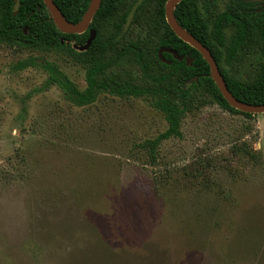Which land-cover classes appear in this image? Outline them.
Here are the masks:
<instances>
[{"label":"rangeland","instance_id":"rangeland-1","mask_svg":"<svg viewBox=\"0 0 264 264\" xmlns=\"http://www.w3.org/2000/svg\"><path fill=\"white\" fill-rule=\"evenodd\" d=\"M29 57L86 85L63 51L0 44V264H264V113L193 92L152 160L140 144L167 128L152 96L76 105L16 68Z\"/></svg>","mask_w":264,"mask_h":264},{"label":"trees","instance_id":"trees-1","mask_svg":"<svg viewBox=\"0 0 264 264\" xmlns=\"http://www.w3.org/2000/svg\"><path fill=\"white\" fill-rule=\"evenodd\" d=\"M64 17L78 22L90 0H53ZM166 0H101L89 28L96 32L83 51L73 47L88 37L64 33L54 23L42 0H0V44L36 50L63 51L85 69L86 85L79 89L54 62L29 57L19 61L18 69L39 67L47 72V83L57 85L76 105H86L99 93L119 97L149 95L163 112L167 128L140 146L155 159L158 145L167 138L180 136V119L193 92H204L210 102L229 112L231 107L209 75V65L200 52L177 37L164 16ZM181 0L174 8L176 20L209 49L231 94L240 101L264 103V0ZM140 27L135 35L132 30ZM136 36V37H131ZM160 46L170 47L191 58L174 59ZM128 66H137L148 84L135 81ZM243 67V70H240ZM253 71L242 78L231 72Z\"/></svg>","mask_w":264,"mask_h":264},{"label":"water","instance_id":"water-1","mask_svg":"<svg viewBox=\"0 0 264 264\" xmlns=\"http://www.w3.org/2000/svg\"><path fill=\"white\" fill-rule=\"evenodd\" d=\"M48 9L54 23L56 26L64 33H82L88 29V37L85 43L81 45L73 44V47L79 51L86 50L92 40L95 38V30L93 28H89V24L92 21L93 15L97 11L101 0H90L89 4L83 13L81 19L76 22L68 21L64 15L62 14L61 10L56 6L53 0H42ZM181 0H166L164 5V16L167 24L173 30V32L184 42L188 43L190 46L197 49L202 57L205 59L207 64L209 65V75L218 87L219 91L221 92L223 98L227 101V103L234 107L235 109L248 112V113H264V103L262 104H254V103H247L244 101H240L235 98L231 92L228 90L223 76L219 70V67L211 55V52L207 47H205L198 39L195 38L191 33H189L185 28H183L179 22L176 20L174 15V8ZM167 52L172 55L174 59L182 60L185 59L186 63L189 64L191 62V58L188 56L184 57L181 54H178L174 49L170 47L160 46L157 50V55L159 60L165 63H170L169 60L163 58L162 53Z\"/></svg>","mask_w":264,"mask_h":264},{"label":"flooded vegetation","instance_id":"flooded-vegetation-1","mask_svg":"<svg viewBox=\"0 0 264 264\" xmlns=\"http://www.w3.org/2000/svg\"><path fill=\"white\" fill-rule=\"evenodd\" d=\"M225 3V4H224ZM223 3V6L225 5L226 6V3H227V0H226V2H224ZM219 6H220V4H219ZM180 24V23H179ZM181 25V24H180ZM182 26V25H181ZM184 28V27H183ZM88 30V29H87ZM172 30V29H171ZM173 31V30H172ZM174 33V32H173ZM175 34V33H174ZM176 35V34H175ZM177 36V35H176ZM178 37V36H177ZM171 55V54H170ZM172 56V55H171ZM184 59V58H183ZM169 64V63H168Z\"/></svg>","mask_w":264,"mask_h":264}]
</instances>
